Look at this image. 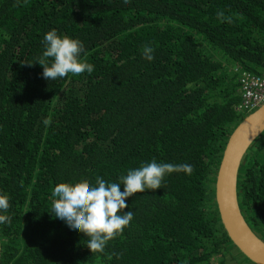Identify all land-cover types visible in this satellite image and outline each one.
I'll use <instances>...</instances> for the list:
<instances>
[{"label":"trees","instance_id":"16d2710c","mask_svg":"<svg viewBox=\"0 0 264 264\" xmlns=\"http://www.w3.org/2000/svg\"><path fill=\"white\" fill-rule=\"evenodd\" d=\"M53 29L84 44L91 74L43 77L35 62ZM263 71L264 0H0V194L11 205L0 214L12 218L0 223L1 264H253L224 230L214 185L247 116L241 75ZM263 146L264 134L239 196L264 239ZM153 158L193 171L126 198L133 220L103 253L51 213L57 184L119 183Z\"/></svg>","mask_w":264,"mask_h":264},{"label":"clouds","instance_id":"9594fccd","mask_svg":"<svg viewBox=\"0 0 264 264\" xmlns=\"http://www.w3.org/2000/svg\"><path fill=\"white\" fill-rule=\"evenodd\" d=\"M19 3L20 0H17ZM123 3L130 4L131 0H123ZM217 18L231 22L223 12H218ZM43 43L45 50L42 58L35 63L43 67L42 75L45 79L56 80L69 74H91L94 71L92 64L81 60V53L85 49L78 39L60 36L53 29L44 35ZM153 53L154 48L144 46L145 59L153 60ZM48 58L52 61L50 65ZM27 64L31 66L33 63ZM44 123L50 124V119ZM180 171L191 174L193 167L189 164L158 163L153 158L150 163L130 169L119 178V183L106 184L101 177L96 178V186L86 180L76 184L59 183L52 192L56 199L53 200L51 213L64 220L71 229L85 234L88 237L87 247L92 254L103 253L108 242L121 236L133 220V211L124 212L128 207L126 198L146 190L161 189L166 175ZM10 206L9 197L0 194V212L7 213ZM11 219L8 215L0 214V223H11Z\"/></svg>","mask_w":264,"mask_h":264},{"label":"water","instance_id":"95a60500","mask_svg":"<svg viewBox=\"0 0 264 264\" xmlns=\"http://www.w3.org/2000/svg\"><path fill=\"white\" fill-rule=\"evenodd\" d=\"M264 134V105L247 115L234 129L224 148L215 181L220 221L232 244L253 264H264V239L241 209L239 177L250 148ZM2 239L0 233V264Z\"/></svg>","mask_w":264,"mask_h":264},{"label":"built area","instance_id":"2783aa9c","mask_svg":"<svg viewBox=\"0 0 264 264\" xmlns=\"http://www.w3.org/2000/svg\"><path fill=\"white\" fill-rule=\"evenodd\" d=\"M240 83L242 102L238 109L249 115L264 105V71L261 75L243 73Z\"/></svg>","mask_w":264,"mask_h":264},{"label":"rangeland","instance_id":"374dc122","mask_svg":"<svg viewBox=\"0 0 264 264\" xmlns=\"http://www.w3.org/2000/svg\"><path fill=\"white\" fill-rule=\"evenodd\" d=\"M254 148H255V147H253V150H255ZM260 153H261L262 156H264V146L262 147ZM263 158H264V157H263ZM250 160H251V159H250L249 156L246 157V160L244 161V164H248Z\"/></svg>","mask_w":264,"mask_h":264}]
</instances>
